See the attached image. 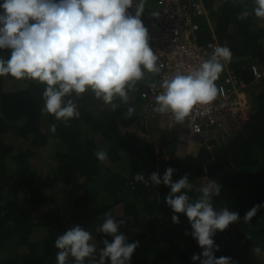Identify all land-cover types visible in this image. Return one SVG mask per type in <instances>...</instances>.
Returning <instances> with one entry per match:
<instances>
[{"label":"trees","instance_id":"trees-1","mask_svg":"<svg viewBox=\"0 0 264 264\" xmlns=\"http://www.w3.org/2000/svg\"><path fill=\"white\" fill-rule=\"evenodd\" d=\"M205 1L211 29L202 24L203 38L229 46V64L247 83L250 108L235 133L195 154L161 158V147L126 129L139 111V118L145 117L139 99L143 79L127 101L116 97L106 104L91 90L73 94L80 115L64 122L43 110L44 84L0 77V264H56L55 239L74 224L89 229L99 249L103 238L112 239L96 231L105 213L125 219L120 230L129 242L139 241L131 264H199L191 257L202 249L186 214L177 213L179 223L171 219L173 209L165 201L170 186L134 180L136 172L147 178L153 171L163 175L169 166L176 169L173 180L188 174L192 196L199 195L201 185L218 181L215 206L240 214L238 222L216 231L215 255L230 256L235 264H264V207L251 220L243 219L264 202V74L254 84L248 69L252 62L264 63V19L254 14L253 0ZM157 4L147 0L141 16L149 31ZM0 55L7 57L8 50ZM100 149L108 153L104 161L95 155ZM45 160L49 170L37 175V161ZM114 209L122 211L112 214ZM39 231L42 238L36 236Z\"/></svg>","mask_w":264,"mask_h":264},{"label":"clouds","instance_id":"clouds-1","mask_svg":"<svg viewBox=\"0 0 264 264\" xmlns=\"http://www.w3.org/2000/svg\"><path fill=\"white\" fill-rule=\"evenodd\" d=\"M146 2L0 0V50H8L7 57L0 55V77L11 75L17 80L44 84L43 110L64 122L80 115L73 94L78 97L91 90L106 104H112L116 97L127 101L137 82L143 79L145 83L148 72L161 71L159 57L149 44V30L141 19ZM253 4L254 14L264 19V0H253ZM151 12L150 15L159 16V12ZM231 58L229 46L217 45L198 66L186 71L178 69L164 78L153 111L171 113L176 121H183L194 106L212 102L218 95L215 82ZM128 111H133L131 106ZM239 123L238 119L234 125ZM95 155L101 161L108 158L103 149ZM175 171L169 166L163 175L153 171L147 178L142 171L136 172L134 180L145 185L170 186L165 201L173 209L172 221L179 223L177 213H185L191 224L190 234L202 249L192 255L193 261L235 264L230 256L215 255L220 247L213 239L216 231L241 218L227 206H215L214 197L220 195L222 185L210 180L196 189L199 195L192 196L193 184L188 174L173 180ZM261 207L264 202L253 205L243 219L251 220ZM125 223V219L105 213L96 231L112 239L103 238L99 249L89 229L80 224L67 228L54 242L58 249L56 264H86V258H91L90 264H131L139 241L129 242L120 230Z\"/></svg>","mask_w":264,"mask_h":264},{"label":"built area","instance_id":"built-area-1","mask_svg":"<svg viewBox=\"0 0 264 264\" xmlns=\"http://www.w3.org/2000/svg\"><path fill=\"white\" fill-rule=\"evenodd\" d=\"M153 11L159 12V16L150 15L153 27L149 31V44L159 57L161 71L148 72L146 87L139 98L147 115H169L174 118L171 113L153 111L155 96L161 91V81L178 69L186 71L198 66L220 44L217 39L203 38L202 24L207 22L211 29L205 0H158ZM248 69L255 80L263 74L260 63L252 62ZM215 83L218 95L212 102L194 106L183 121L174 119L190 137L212 131L230 132L248 107L246 83L233 71L229 62Z\"/></svg>","mask_w":264,"mask_h":264},{"label":"crops","instance_id":"crops-1","mask_svg":"<svg viewBox=\"0 0 264 264\" xmlns=\"http://www.w3.org/2000/svg\"><path fill=\"white\" fill-rule=\"evenodd\" d=\"M150 117L151 115L145 114L144 118H139L136 121L135 119L137 118H135L134 122L128 124L126 129L132 131L133 128L131 130L130 126L134 124L135 130H137V132L133 130L134 133L153 141L157 146L161 147L159 157L164 159H169L172 156L182 157L186 154H195L201 146L211 147L215 142L219 144L221 139L232 135L238 129L234 125L230 132L212 131L208 134L190 137L186 130L175 123L172 116L159 115V119L154 124L151 123ZM163 132L167 134V138ZM39 232L42 238V232Z\"/></svg>","mask_w":264,"mask_h":264},{"label":"rangeland","instance_id":"rangeland-1","mask_svg":"<svg viewBox=\"0 0 264 264\" xmlns=\"http://www.w3.org/2000/svg\"><path fill=\"white\" fill-rule=\"evenodd\" d=\"M150 1V0H149ZM154 5H155V3H153ZM153 5V6H154ZM261 64V66H262V71L264 72V63H260ZM264 74V73H263ZM262 74V75H263ZM262 75H260V78H261V76ZM260 78H257V80L254 82V84H256V83H258L259 81H260ZM255 87V89H259V84L257 85V86H254ZM254 87H248V91L250 92V91H253L254 90ZM245 89H247V87L245 88ZM249 108H250V106L248 107V109L244 112V115L243 116H240V118H239V120H240V123L239 124H236V127H240L244 122H245V119L248 117V110H249ZM141 112L139 111V113L136 115V117L135 118H137V119H135V121L136 120H138L139 119V116H141ZM158 114H153V115H151V123H156V121L159 119V115L157 116ZM244 116H245V118H244ZM134 126V127H133ZM130 128H131V130H132V128H133V130L135 131V132H137V130H135V125L134 124H132L131 126H130ZM132 130V132H134ZM163 134H164V136L167 138V134L165 133V132H163ZM37 168H36V173H37V175H38V172L40 173V174H45V172L47 171V170H49V168H50V161H48V160H45V161H42V162H40L39 163V161H37ZM43 167V170H41V168ZM37 178H39V176H37ZM122 210L121 209H119L118 211L117 210H112V214L114 213V214H118V213H120ZM141 221V220H140ZM142 222V221H141ZM36 236L37 237H41V235L40 234H36Z\"/></svg>","mask_w":264,"mask_h":264}]
</instances>
